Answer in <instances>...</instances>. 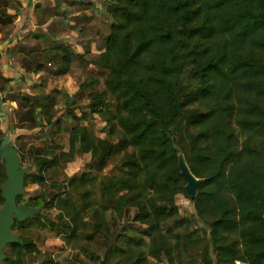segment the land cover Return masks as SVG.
I'll list each match as a JSON object with an SVG mask.
<instances>
[{
  "label": "trees",
  "instance_id": "1",
  "mask_svg": "<svg viewBox=\"0 0 264 264\" xmlns=\"http://www.w3.org/2000/svg\"><path fill=\"white\" fill-rule=\"evenodd\" d=\"M106 10L109 33L104 51L94 61L102 70L103 88L88 94V111L73 116L76 126L69 129L67 151L59 152L49 142L39 152L30 148L19 154L21 164L27 160L36 168L24 175L27 189L45 186L53 168L79 153L91 155L86 171L65 183L53 181L50 186L57 190L50 191L48 199L42 191L28 190L31 195L26 199V194L18 196V204L46 203L45 208H57L59 213L56 221L42 213L31 216L16 222L12 231L27 225L56 231L60 224L69 241L88 230L89 219L95 227L105 228L103 256L111 264H120L121 259L122 264H143L161 255L171 260L175 248L185 251L200 242L187 230L193 219L181 214L175 202V195L183 194L207 232L203 264L236 260L264 264L263 4L259 0H110ZM64 50L60 73L79 57ZM184 68L190 84L180 80ZM107 93L118 99L123 115L116 122L127 135L125 142L115 145L81 124L104 108ZM193 104L202 110L189 107ZM51 120L47 119L48 125L57 124ZM182 121L197 127L187 133L189 143L182 139V144L173 130ZM235 125L248 133L240 147ZM123 145L133 152L125 154L116 174L100 178L107 159L123 151ZM181 153L191 173L202 180L195 196L186 195L179 175ZM241 155L245 159L239 162ZM90 174L100 180L97 199L90 195ZM5 179L0 165V206ZM71 185L82 190L78 203L68 189ZM172 218L182 233L173 234L174 225L166 227ZM80 238L94 240L96 234ZM20 239L8 245L2 264H34L31 257L40 249L32 238ZM136 249L144 251L141 259ZM41 264L60 263L47 256Z\"/></svg>",
  "mask_w": 264,
  "mask_h": 264
},
{
  "label": "crops",
  "instance_id": "2",
  "mask_svg": "<svg viewBox=\"0 0 264 264\" xmlns=\"http://www.w3.org/2000/svg\"><path fill=\"white\" fill-rule=\"evenodd\" d=\"M109 3L0 0V140L8 139L19 154L30 148L39 152L47 141L61 140L67 151L69 130L63 127L69 122L68 109L80 116L88 111V94L103 88L102 70L94 61L104 51L109 33ZM64 49L79 57L60 73ZM49 117L57 124L48 125ZM80 159L85 166L91 155ZM186 200L184 208L191 211L178 206L180 213L196 218L193 203Z\"/></svg>",
  "mask_w": 264,
  "mask_h": 264
},
{
  "label": "rangeland",
  "instance_id": "3",
  "mask_svg": "<svg viewBox=\"0 0 264 264\" xmlns=\"http://www.w3.org/2000/svg\"><path fill=\"white\" fill-rule=\"evenodd\" d=\"M180 74H181L180 80L183 83L185 84L191 83V80L188 77L186 68H184ZM105 98L107 100L106 105L95 117L91 116L88 119V121H86L87 128L90 132H92V134L94 133V135H96L97 137L103 138L106 141H108L110 145H115L117 143H123L126 141L127 135L124 132V130L120 127V125H118V123L116 122L117 117H120L123 115V112L121 111V109L117 107L118 99L115 95L111 93H107ZM189 107L199 108L200 110H202V107H199V105H196V104L190 105ZM69 116H70V118L68 119L69 122L65 124L63 127V128L67 127L68 130L71 129L72 126H76V121L73 118L72 113ZM196 128H197L196 126L188 125L186 121H182V122H178L175 125V127H173V130H174L175 135L177 136V139H179V141L181 140V143L183 144L182 139L186 143H189L190 136L187 133H194L196 131ZM235 129L237 131L236 145L240 147V144L242 143V141L248 137V133L242 131L236 125H235ZM251 140L252 142H254V139L251 138ZM48 143L49 142L47 141L45 144L46 147L50 146ZM64 146H65L64 140L56 142L55 150L62 152L63 151L62 149L64 148ZM122 148H124L123 151H119V153L117 154L115 153L114 155L110 156L107 159L106 168L103 170L102 174L100 175V178L103 179L104 177L107 178L108 176L112 174H116L117 167L122 162L125 154H130L133 152L132 148L129 145L127 146L123 145ZM67 149H68V146H66V150ZM83 156L84 154L79 153L71 161L65 162L62 160V162L56 168H53V170L50 171L49 178L47 179V183L45 184V186H43L42 188L38 186L31 187L30 193L42 191V193H44L45 197H47L48 199L49 192L55 191L56 189L50 186V184L53 181L65 183L66 178L76 175V174L78 175L81 172L86 171L84 167V162H82L80 159ZM180 156H181L182 163L179 166L182 167V165L185 164V166L188 167L184 155L181 153ZM244 157H245L244 155H241L238 161L239 162L243 161L245 159ZM0 165L3 166L1 161H0ZM26 165H28L27 160L22 161V166H26ZM35 169L36 168L32 166L31 171H35ZM178 171H179V175L183 178L185 185H186V180L181 174L180 167H178ZM90 175L91 177H93V182H92L93 189H91L93 194H90V195H93V197L97 199L98 198L97 183L100 180H98L99 178L97 175H94V174H90ZM68 189H70V191L73 194V199L77 202V200L80 199V193H82V190L81 189L78 190L76 185H71L68 187ZM28 195H31V194H26L24 196L25 199L28 197ZM184 197L187 200H189L183 194L175 195L176 204L179 203V201L183 199ZM89 199L92 200L90 197ZM77 203H76V206L78 207ZM42 205H44V208L40 213H42L45 218L56 221L59 210L57 208H45L46 203ZM177 205L181 208V211H184L185 209H186V212L191 211L190 208H184L185 207L184 204L183 205L177 204ZM89 214H90V211L88 212V215ZM189 218L193 220H192V223L190 222L189 226L187 227V230L192 231L196 237H199L198 240L200 242L197 244L199 246L195 248L191 247L190 249L185 250V251H182L178 249L177 247L172 252L171 260L168 258L167 255H161L160 258H153V259L148 258L143 264H203L202 262L203 256H202L201 250L203 248L207 232H206V229L202 227V224L196 221V218H194V216L189 217ZM172 219H168L165 222L166 227L167 225L168 226L174 225L173 221L175 218H172ZM86 221H87V225H89L88 230L85 229L81 231L79 235H75L69 241H67L68 236L66 235V233L64 231H60L61 230L60 224L56 226L57 227L56 231L55 230L51 231L48 228H38L32 225H27L21 228L17 226V228H14L15 230L13 229V231L20 237H24V238L30 237L35 241L36 245L40 249V253L33 255L31 257V260L33 261L34 264H41L47 256H51L52 258H54V260L57 261V263H60V264H111V262H109V260H106L105 257L103 256L105 248L103 247L104 240L102 238L106 234L104 230L105 229L104 226L101 225L100 227H95L94 226L95 224L92 223L89 219H87ZM135 225L138 226V224H135ZM175 225L172 231L173 234L182 233V228L176 227ZM93 231L96 234V238L94 240H88V239L83 240V238H80V235H91ZM144 240L148 241V238L144 237ZM127 241L131 244V239L130 240L128 239ZM171 242L174 243L173 238L170 239V243ZM8 245L9 244H7L4 247V252L9 251ZM124 245L126 246L127 243ZM140 252H144V251H142L141 249L135 250L136 255L139 254ZM141 257L142 255L140 253L139 258L141 259ZM120 261L121 262L119 263L122 264L123 263L122 259Z\"/></svg>",
  "mask_w": 264,
  "mask_h": 264
},
{
  "label": "water",
  "instance_id": "4",
  "mask_svg": "<svg viewBox=\"0 0 264 264\" xmlns=\"http://www.w3.org/2000/svg\"><path fill=\"white\" fill-rule=\"evenodd\" d=\"M264 6V0H259ZM0 161L5 170V181L1 185V196L4 203L0 206V264L5 259L4 247L11 243H20V237L12 231L16 222H23L31 216L39 214L44 205L30 207L18 204L17 197L28 191L24 186V175L31 171V166H22L18 148L6 138L0 140ZM182 163L181 156L178 167L186 180L185 190L187 196H195L201 180L197 179Z\"/></svg>",
  "mask_w": 264,
  "mask_h": 264
},
{
  "label": "built area",
  "instance_id": "5",
  "mask_svg": "<svg viewBox=\"0 0 264 264\" xmlns=\"http://www.w3.org/2000/svg\"><path fill=\"white\" fill-rule=\"evenodd\" d=\"M186 200V198L184 197L183 199H181L180 201H179V205H183V203H184V201ZM235 264H245V263H243V262H241V261H239V260H236L235 261Z\"/></svg>",
  "mask_w": 264,
  "mask_h": 264
}]
</instances>
